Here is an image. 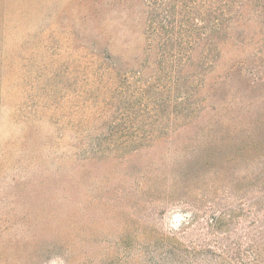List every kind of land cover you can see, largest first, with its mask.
Wrapping results in <instances>:
<instances>
[{"label": "rangeland", "instance_id": "rangeland-1", "mask_svg": "<svg viewBox=\"0 0 264 264\" xmlns=\"http://www.w3.org/2000/svg\"><path fill=\"white\" fill-rule=\"evenodd\" d=\"M144 23L141 0H0V264H104L127 234L144 242L138 230L168 234L186 218L180 204L137 202L135 188L156 195L176 182L186 200L197 177L227 182L251 167L264 179V16L234 27L191 126L164 120L137 152L83 157L94 70L137 69Z\"/></svg>", "mask_w": 264, "mask_h": 264}, {"label": "trees", "instance_id": "trees-1", "mask_svg": "<svg viewBox=\"0 0 264 264\" xmlns=\"http://www.w3.org/2000/svg\"><path fill=\"white\" fill-rule=\"evenodd\" d=\"M141 1L143 59L135 70L113 63L94 70L92 78L101 87L81 104L88 111L79 121L96 128L76 134L84 158H121L137 152L159 139L162 132L155 129L167 127L164 120L191 126L203 112L199 98L204 75L214 67L234 27L244 18L264 16V0ZM247 173L227 182L198 177L186 181V200L174 196L176 182L156 195L150 194L154 189L135 188L137 202L143 198L160 206L180 204L186 218L168 234L138 230L144 242L132 236L135 242L130 244L127 234L104 264H147L153 256L158 258L155 264H264V179L253 181L251 167ZM131 251L138 256L132 259Z\"/></svg>", "mask_w": 264, "mask_h": 264}]
</instances>
